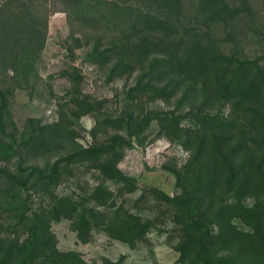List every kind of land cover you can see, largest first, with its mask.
I'll use <instances>...</instances> for the list:
<instances>
[{
	"label": "trees",
	"instance_id": "trees-1",
	"mask_svg": "<svg viewBox=\"0 0 264 264\" xmlns=\"http://www.w3.org/2000/svg\"><path fill=\"white\" fill-rule=\"evenodd\" d=\"M56 12L67 33L44 76ZM18 91L56 119L20 122ZM160 138L186 152L161 166L178 193L120 167ZM65 220L83 244L156 232L174 264H264V0H0V264H91L59 247Z\"/></svg>",
	"mask_w": 264,
	"mask_h": 264
},
{
	"label": "rangeland",
	"instance_id": "rangeland-1",
	"mask_svg": "<svg viewBox=\"0 0 264 264\" xmlns=\"http://www.w3.org/2000/svg\"><path fill=\"white\" fill-rule=\"evenodd\" d=\"M67 33L66 16L63 12H56L50 18L49 39L44 55L42 72L44 76L47 72L60 64L62 53L57 45V41L64 38ZM84 69L90 75V88L101 93L99 88V73L92 70L91 66L84 64ZM16 115L20 122L29 115L42 116L44 121L49 122L56 119V105L54 101L29 97L24 91H18L16 96ZM82 123L89 129L94 124L92 117H83ZM90 137L82 141L88 143ZM186 152L179 145L170 144L165 138L148 144L145 147H135L129 149L124 159L120 162V167L128 174L135 175L141 186L156 185L169 193H178L175 187L174 177L162 169V164L173 163L175 159L183 160ZM53 229L59 239V247L62 249H78L91 263H101L102 257L107 256L117 259L121 254H126V264H174L178 253L173 250L165 241V235H158L154 232L150 235L149 244H143L136 249H131L123 242L110 239L103 233L96 234L94 241L83 244L77 239L76 233L70 229L69 221L54 223Z\"/></svg>",
	"mask_w": 264,
	"mask_h": 264
}]
</instances>
